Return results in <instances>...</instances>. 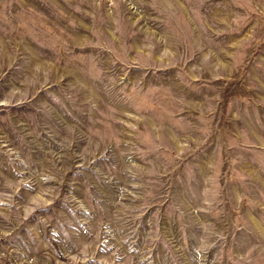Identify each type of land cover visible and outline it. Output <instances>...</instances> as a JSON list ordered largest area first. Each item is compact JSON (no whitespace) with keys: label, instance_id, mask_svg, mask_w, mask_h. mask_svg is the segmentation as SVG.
Returning a JSON list of instances; mask_svg holds the SVG:
<instances>
[{"label":"rangeland","instance_id":"rangeland-1","mask_svg":"<svg viewBox=\"0 0 264 264\" xmlns=\"http://www.w3.org/2000/svg\"><path fill=\"white\" fill-rule=\"evenodd\" d=\"M0 264H264V0H0Z\"/></svg>","mask_w":264,"mask_h":264}]
</instances>
